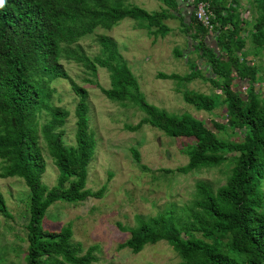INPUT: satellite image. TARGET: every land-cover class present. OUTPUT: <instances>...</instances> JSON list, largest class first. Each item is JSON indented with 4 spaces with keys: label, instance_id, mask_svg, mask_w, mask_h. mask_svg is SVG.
<instances>
[{
    "label": "trees",
    "instance_id": "1",
    "mask_svg": "<svg viewBox=\"0 0 264 264\" xmlns=\"http://www.w3.org/2000/svg\"><path fill=\"white\" fill-rule=\"evenodd\" d=\"M129 0H2L0 4V177L19 178L27 189L26 248L22 264H91L95 246L85 250L71 242V227L55 231L41 227L47 209L58 201L83 202L99 199L105 190L85 188L87 165L95 141L87 123V92L77 85L59 64L63 59L79 65L90 76L97 69L107 73L109 87H98L110 102L137 108L143 117L135 132L147 124L170 138H184L186 164L174 170L190 171L229 166L224 184L212 190L194 183L192 200L180 209L168 208L150 217L135 216L127 228L128 238L117 249L138 253L145 245L165 242L176 253V264H264V94L256 90L258 69L241 51L244 22L238 0H190L184 17L175 9L176 0H155L166 8L147 12L128 4ZM207 4L212 35L194 17L192 8ZM256 16L249 43L259 51L264 46V0H252ZM128 18L139 21L147 35H164V20L178 18L191 49L202 57L208 72L203 76L195 65L184 75L155 74L157 80L189 83L209 81L215 92L204 95L182 90L181 99L196 111L210 113L219 106L224 114L218 122L196 119L189 114L169 113L147 103L136 78L118 51L114 40L94 36L97 53L87 56L77 45L98 29L110 30ZM212 39L216 51L207 45ZM175 57H182L173 50ZM65 80L76 97L73 109L72 146L63 141L65 109L52 104L51 83ZM233 80L245 83L243 98L233 90ZM261 94V96H260ZM42 120V122H40ZM235 139H221L216 133ZM42 143L57 170L55 183L41 182L44 172ZM132 158L138 154L130 149ZM0 215L11 216L0 193ZM148 264V263H146Z\"/></svg>",
    "mask_w": 264,
    "mask_h": 264
},
{
    "label": "rangeland",
    "instance_id": "2",
    "mask_svg": "<svg viewBox=\"0 0 264 264\" xmlns=\"http://www.w3.org/2000/svg\"><path fill=\"white\" fill-rule=\"evenodd\" d=\"M190 2L176 0L168 11L175 9L184 17L191 9L188 7ZM128 4L147 12L166 8L155 0H129ZM238 11L244 22L239 32L244 40L241 51L258 69L260 80L255 88L264 94V46L256 51L249 43V32L256 16L252 0H238ZM162 23L168 31L162 36H153L139 29V21L125 18L108 31L97 28L92 35L80 39L77 45L91 57L98 51L94 36L107 35L115 41L147 103L169 113L189 114L211 128L209 121L218 122V118L224 114V107L219 106L210 113L196 111L184 103L180 95L182 90L210 95L216 90L209 81L198 78L177 84L155 79L158 72L184 75L192 64L203 76L208 75L204 60L191 49L178 18ZM207 45L216 51L212 39H208ZM174 49L180 51L182 57H175ZM59 64L87 92V123L95 146L86 169L85 188L96 191L105 185V190L99 199L88 198L78 203L55 202L47 209L41 227L46 231H55L69 224L72 243L79 244L83 250L89 246L96 247L93 254L95 261L91 264H176L178 256L163 241L145 245L135 254L126 248L117 249V245L128 238L127 228L135 226V216L150 217L168 208H182L192 200L195 182L203 181L215 190L224 184L229 166L221 165L186 174L165 172L186 164L185 145L189 141L167 137L147 124L135 132L125 130L124 127L135 125L143 114L135 107L110 102L100 93L98 87H109L107 73L97 69L93 77L73 62L60 59ZM50 86L54 90L52 104L68 112L62 128L63 141L66 146H72L76 97L65 80L56 79ZM232 88L243 98L244 82L233 80ZM227 134L216 133L221 139H237L228 130ZM40 145L45 163L41 182L51 187L55 183L57 170L41 142ZM130 149L137 152L138 160L132 158ZM261 191L264 194V185ZM0 193L11 216L6 219L0 215V264H22L26 248L27 189L19 178L0 177Z\"/></svg>",
    "mask_w": 264,
    "mask_h": 264
},
{
    "label": "built area",
    "instance_id": "3",
    "mask_svg": "<svg viewBox=\"0 0 264 264\" xmlns=\"http://www.w3.org/2000/svg\"><path fill=\"white\" fill-rule=\"evenodd\" d=\"M192 11L196 20L204 27V29H206L210 35L212 33V27L209 23L211 14L208 10L207 4L199 2L194 8H192Z\"/></svg>",
    "mask_w": 264,
    "mask_h": 264
},
{
    "label": "clouds",
    "instance_id": "4",
    "mask_svg": "<svg viewBox=\"0 0 264 264\" xmlns=\"http://www.w3.org/2000/svg\"><path fill=\"white\" fill-rule=\"evenodd\" d=\"M0 4H2V0H0Z\"/></svg>",
    "mask_w": 264,
    "mask_h": 264
},
{
    "label": "water",
    "instance_id": "5",
    "mask_svg": "<svg viewBox=\"0 0 264 264\" xmlns=\"http://www.w3.org/2000/svg\"><path fill=\"white\" fill-rule=\"evenodd\" d=\"M189 14V13H188Z\"/></svg>",
    "mask_w": 264,
    "mask_h": 264
}]
</instances>
